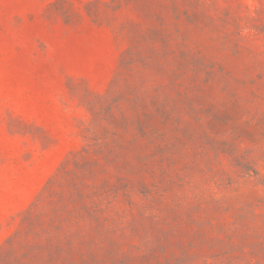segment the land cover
I'll return each mask as SVG.
<instances>
[{
    "label": "rangeland",
    "instance_id": "374dc122",
    "mask_svg": "<svg viewBox=\"0 0 264 264\" xmlns=\"http://www.w3.org/2000/svg\"><path fill=\"white\" fill-rule=\"evenodd\" d=\"M0 264H264V0H0Z\"/></svg>",
    "mask_w": 264,
    "mask_h": 264
}]
</instances>
